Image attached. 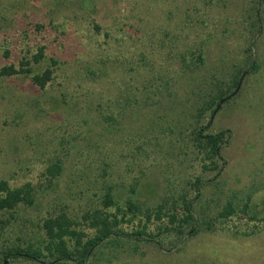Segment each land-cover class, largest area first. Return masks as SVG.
I'll return each mask as SVG.
<instances>
[{
    "label": "rangeland",
    "instance_id": "1",
    "mask_svg": "<svg viewBox=\"0 0 264 264\" xmlns=\"http://www.w3.org/2000/svg\"><path fill=\"white\" fill-rule=\"evenodd\" d=\"M22 60L34 74L56 65L44 90L23 76L0 81V180L30 183L37 195L16 212L12 225L32 224L18 239H39V221L61 210L92 236L80 217L99 208L92 183L104 169L117 200L147 206L200 178L199 194L186 186L198 196L196 236L136 252L131 242L87 264H264V222L247 218H264V0H0V68ZM237 73L238 89L201 119L231 136L223 171L204 173L191 127ZM55 160L64 171L49 186L44 170ZM231 198L235 214L220 218Z\"/></svg>",
    "mask_w": 264,
    "mask_h": 264
},
{
    "label": "trees",
    "instance_id": "2",
    "mask_svg": "<svg viewBox=\"0 0 264 264\" xmlns=\"http://www.w3.org/2000/svg\"><path fill=\"white\" fill-rule=\"evenodd\" d=\"M88 6L84 1L83 6ZM44 57V49L40 48L34 55L35 63ZM198 61H202L198 56ZM28 61H21L19 68L12 65L0 68V81L12 77L23 76L28 78L38 89L44 90L53 80V67L56 65L51 60L50 66L40 74H34ZM250 68H255L250 65ZM240 73L233 75L226 88L217 87L210 100L199 110V119L191 127L193 148L201 160V168L204 173L212 172L219 175L226 162L222 157V149L230 141V132H208V125H203L201 119L206 112L213 115L217 106L229 100L227 93H233L240 86ZM112 121L111 117L105 118ZM106 166V165H105ZM108 168V165L106 169ZM64 166L60 160L51 162L44 170V176L48 185L57 182L62 176ZM99 180H94L92 186L98 193V207L89 208L80 217L88 229L93 230V235L88 236L79 230L76 222L78 217H71L67 211H58L41 219L38 224L40 238L27 239L26 243L15 235L18 231L25 232L27 226L32 224L25 221V225H12L18 221L16 212L21 208H32L37 203V195L32 184L27 183L21 187L11 188L5 180H0V214L8 213L9 218L2 220L0 217V240L4 239V245L0 247V264L26 263V264H87L94 256H104L105 249L117 252L123 251L131 243L132 251H138L139 244L146 243L156 248L163 249L164 245L174 246L185 237L196 236L201 231L202 223L194 212V203L197 197H191L186 191L195 189L199 194L201 186L200 178L193 182L187 181L183 188L171 191L168 196L161 198L159 203L147 206L141 199H127L124 202L117 200L113 193V183L107 170ZM93 180V179H92ZM137 180V179H136ZM139 181H133L132 187L137 189ZM131 191H134L131 189ZM83 193V192H82ZM100 194V195H99ZM250 198L242 205L240 212L247 216V204ZM232 198L219 213V217L229 219L235 214ZM249 221L264 222V218L256 216L247 217ZM137 220L136 229L126 232L122 226L134 223ZM209 224H206L208 226ZM153 226L154 231H149ZM12 227V228H10ZM10 228V229H9ZM19 228V230H18ZM9 233V234H8ZM8 234V235H7ZM7 235V238L4 236ZM26 235V234H25ZM16 237L13 240L11 239ZM22 242V243H21ZM21 243V244H18Z\"/></svg>",
    "mask_w": 264,
    "mask_h": 264
}]
</instances>
